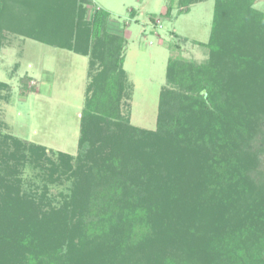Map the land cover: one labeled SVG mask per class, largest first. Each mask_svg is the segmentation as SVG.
<instances>
[{"label":"trees","instance_id":"obj_1","mask_svg":"<svg viewBox=\"0 0 264 264\" xmlns=\"http://www.w3.org/2000/svg\"><path fill=\"white\" fill-rule=\"evenodd\" d=\"M76 2L0 0V37L10 28L92 49L79 153L54 160L44 147L0 141V264H264L257 0H214L209 58H169L153 130L121 113L125 37L108 31L109 11L87 22ZM27 164L39 180L24 186ZM50 184L62 190L50 196Z\"/></svg>","mask_w":264,"mask_h":264},{"label":"rangeland","instance_id":"obj_2","mask_svg":"<svg viewBox=\"0 0 264 264\" xmlns=\"http://www.w3.org/2000/svg\"><path fill=\"white\" fill-rule=\"evenodd\" d=\"M169 3L170 0L76 2L77 13L87 22L97 11H109L108 31L125 37L127 89L121 113L129 123L152 130L157 125L160 92L167 86L169 58L197 63L209 58L205 43L210 37L214 0L194 3L184 12L175 0L172 13L167 16ZM254 7L264 12V0H257ZM91 51V47L88 53H82L46 44L3 28L0 141L7 138L12 150L14 144L10 138L28 146L44 147L54 160L61 153L76 156L81 150V116L91 81ZM22 171L24 186H28L32 178L39 180L38 168L27 164ZM61 190L62 187L55 184L48 188L50 196Z\"/></svg>","mask_w":264,"mask_h":264}]
</instances>
